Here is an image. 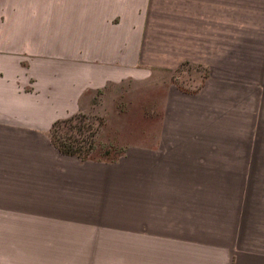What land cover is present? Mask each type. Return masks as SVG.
Segmentation results:
<instances>
[{"label":"rangeland","instance_id":"1","mask_svg":"<svg viewBox=\"0 0 264 264\" xmlns=\"http://www.w3.org/2000/svg\"><path fill=\"white\" fill-rule=\"evenodd\" d=\"M153 7L158 44L189 9V57L95 97L86 160L0 152V264H150L159 233L264 259V0Z\"/></svg>","mask_w":264,"mask_h":264},{"label":"crops","instance_id":"2","mask_svg":"<svg viewBox=\"0 0 264 264\" xmlns=\"http://www.w3.org/2000/svg\"><path fill=\"white\" fill-rule=\"evenodd\" d=\"M155 1L0 0V152L26 144L44 151L56 121L89 112L110 87L151 76L142 64L172 69L187 59L189 9L177 8L181 17L158 44ZM151 236L147 246L161 254L150 264H264L238 249L199 248L184 234Z\"/></svg>","mask_w":264,"mask_h":264},{"label":"trees","instance_id":"3","mask_svg":"<svg viewBox=\"0 0 264 264\" xmlns=\"http://www.w3.org/2000/svg\"><path fill=\"white\" fill-rule=\"evenodd\" d=\"M68 126L60 136L62 128ZM98 127L92 121L81 114H75L63 120L56 121L50 129V139L57 151L66 156L86 160L94 146V139Z\"/></svg>","mask_w":264,"mask_h":264}]
</instances>
